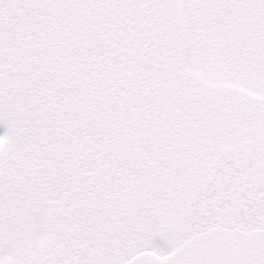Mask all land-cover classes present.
Masks as SVG:
<instances>
[{
  "label": "snow or ice",
  "instance_id": "1",
  "mask_svg": "<svg viewBox=\"0 0 264 264\" xmlns=\"http://www.w3.org/2000/svg\"><path fill=\"white\" fill-rule=\"evenodd\" d=\"M0 264H264V0H0Z\"/></svg>",
  "mask_w": 264,
  "mask_h": 264
},
{
  "label": "rangeland",
  "instance_id": "2",
  "mask_svg": "<svg viewBox=\"0 0 264 264\" xmlns=\"http://www.w3.org/2000/svg\"><path fill=\"white\" fill-rule=\"evenodd\" d=\"M0 131H2V129H0Z\"/></svg>",
  "mask_w": 264,
  "mask_h": 264
}]
</instances>
